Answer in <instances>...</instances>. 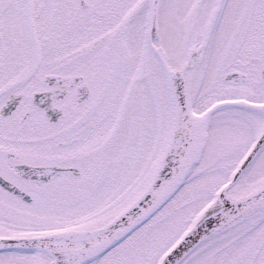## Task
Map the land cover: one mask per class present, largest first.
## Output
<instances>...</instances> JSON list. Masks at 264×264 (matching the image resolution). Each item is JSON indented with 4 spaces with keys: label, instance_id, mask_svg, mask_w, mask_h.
<instances>
[{
    "label": "snow or ice",
    "instance_id": "obj_1",
    "mask_svg": "<svg viewBox=\"0 0 264 264\" xmlns=\"http://www.w3.org/2000/svg\"><path fill=\"white\" fill-rule=\"evenodd\" d=\"M0 264H264V0H0Z\"/></svg>",
    "mask_w": 264,
    "mask_h": 264
}]
</instances>
